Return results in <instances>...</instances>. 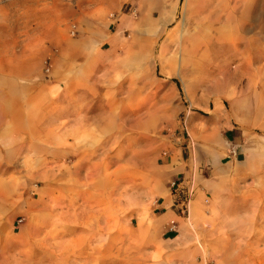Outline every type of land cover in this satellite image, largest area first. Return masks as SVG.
I'll list each match as a JSON object with an SVG mask.
<instances>
[{"label": "rangeland", "instance_id": "rangeland-1", "mask_svg": "<svg viewBox=\"0 0 264 264\" xmlns=\"http://www.w3.org/2000/svg\"><path fill=\"white\" fill-rule=\"evenodd\" d=\"M205 2L208 22L190 17L191 0H180L167 30L129 27L95 56L90 91L75 94L67 74L62 88L55 83L60 51L75 40L80 10L104 2L0 0V264H51L54 249L33 252L42 228L57 231V241L67 217L81 229L77 217L93 207L87 192L115 202L116 214L129 198L147 201L163 175L156 160L173 141L181 159H195L214 184L202 190L193 219L191 198L180 195V216L191 220L182 235L191 246L179 263L264 264V0L252 1L251 20L241 16L247 0ZM205 43L204 55L180 56L195 63L179 65L178 47ZM189 119L206 130L190 135ZM62 129L78 131L52 134ZM66 143L77 149L63 150ZM182 242L166 243L163 256L181 251ZM150 249H133L117 264H161Z\"/></svg>", "mask_w": 264, "mask_h": 264}, {"label": "crops", "instance_id": "crops-1", "mask_svg": "<svg viewBox=\"0 0 264 264\" xmlns=\"http://www.w3.org/2000/svg\"><path fill=\"white\" fill-rule=\"evenodd\" d=\"M247 1L241 16L251 20L254 3L253 0ZM102 2L105 5L101 8H96V5L91 3L86 7L87 9L77 12L78 17L75 31H73L75 40L66 43L65 48L60 51V72H58L59 76L55 83L62 88L61 78L64 73L67 74L69 77L67 86L76 88L75 94L78 87L90 91L93 86L91 75L94 69V59L100 53L101 47L107 51L110 45L129 33V27L138 24L149 23L153 24L152 26L157 31L167 30L175 21L180 5V0H102ZM207 9L205 0H191L188 15L194 20L201 21L202 19L204 22H208ZM226 16L225 22L227 23L231 14L227 13ZM152 33L154 32L152 31ZM230 33L232 34V31L229 32V36ZM203 38L210 39V35L207 34ZM220 38L223 39V36L220 35ZM251 40L253 42V39ZM208 47H210L208 43L200 48L186 47V50L178 47L177 52L173 53L179 65L182 66L195 62L191 61L193 57H189L186 61L181 59V55H204ZM213 114L211 119L215 121L218 116L214 111ZM72 116L78 119L79 115L76 113ZM187 124L190 135H194L196 127L206 130V127L196 126L191 119ZM224 126L227 127L226 133H231L234 129L232 124H224ZM77 131V129H62L52 132V134L64 136L70 135V133L75 134ZM178 144L177 141L169 143L167 151L156 160V166L163 175L156 180V187L149 189V194L146 196L147 201L133 204L129 198L122 204V213L117 212L116 214L115 202L109 200L97 202L95 199H98L99 196H94V193L90 192L84 193L87 195L85 199L88 197L92 200L90 204L93 207L84 209L82 217H77L78 222L82 221V228L73 227L74 225L67 222L70 221V218L67 217L65 224L61 225L60 240L57 241L52 238L53 234H57V231L53 233L50 226L44 225L42 228L45 232L44 239L34 245L33 252L48 256L54 249L58 257H53L51 264H117V261L120 263L119 259L122 254L130 256L133 249L150 247L151 249L148 251L150 257L160 256L161 264H164L165 261L166 264H180L181 258H184V255L188 253L186 250L191 246L190 240L184 239L182 235L188 230L191 220L189 222L188 218L185 222L180 216L181 206L184 205L179 202L180 195H187L191 198L188 214L193 219L200 210L202 190H210L214 184L209 177L211 174L207 173L209 174L207 178L200 175L202 170L198 168L200 164L195 159L188 161L181 159V149ZM65 145L63 150L74 148L72 144L66 143ZM211 147L209 146L210 151L215 155L219 154V146ZM203 167L205 168V165ZM217 169L218 167L214 165L213 175ZM173 183H175L174 188L172 187ZM133 219L137 220L135 230L137 239L134 245H132L133 228L131 227ZM73 221L72 218L71 222ZM34 231L39 232L40 228L34 225ZM180 240L185 241L182 242L184 248L181 251L177 249L176 252H172L165 258L163 256L164 245ZM185 264L202 263L192 261Z\"/></svg>", "mask_w": 264, "mask_h": 264}, {"label": "built area", "instance_id": "built-area-1", "mask_svg": "<svg viewBox=\"0 0 264 264\" xmlns=\"http://www.w3.org/2000/svg\"><path fill=\"white\" fill-rule=\"evenodd\" d=\"M72 35H73V33H72ZM172 187H173V188L175 187V183L172 184Z\"/></svg>", "mask_w": 264, "mask_h": 264}, {"label": "bare ground", "instance_id": "bare-ground-1", "mask_svg": "<svg viewBox=\"0 0 264 264\" xmlns=\"http://www.w3.org/2000/svg\"><path fill=\"white\" fill-rule=\"evenodd\" d=\"M227 17V16H226ZM230 19V18H229ZM230 21V20H229ZM231 34V33H230Z\"/></svg>", "mask_w": 264, "mask_h": 264}]
</instances>
